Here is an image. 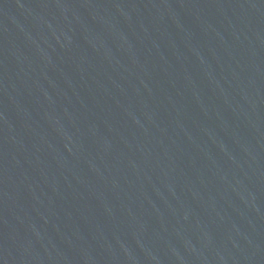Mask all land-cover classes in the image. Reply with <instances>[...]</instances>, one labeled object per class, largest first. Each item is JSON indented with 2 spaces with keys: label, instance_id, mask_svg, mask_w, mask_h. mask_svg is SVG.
<instances>
[{
  "label": "water",
  "instance_id": "1",
  "mask_svg": "<svg viewBox=\"0 0 264 264\" xmlns=\"http://www.w3.org/2000/svg\"><path fill=\"white\" fill-rule=\"evenodd\" d=\"M0 264H264V0H0Z\"/></svg>",
  "mask_w": 264,
  "mask_h": 264
}]
</instances>
